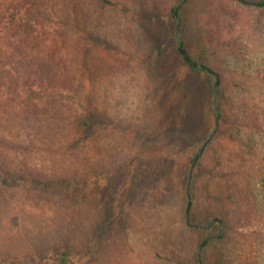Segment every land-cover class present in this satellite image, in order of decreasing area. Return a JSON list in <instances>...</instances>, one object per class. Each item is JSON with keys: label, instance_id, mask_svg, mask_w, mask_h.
Instances as JSON below:
<instances>
[{"label": "trees", "instance_id": "16d2710c", "mask_svg": "<svg viewBox=\"0 0 264 264\" xmlns=\"http://www.w3.org/2000/svg\"><path fill=\"white\" fill-rule=\"evenodd\" d=\"M141 1L175 20L183 10L182 0H0V124L18 122L22 127L60 119L57 97L76 88L80 72L79 55L74 57L76 50L83 52L77 37L83 24L81 3L122 10ZM200 20L201 49L180 39L182 28L175 22L178 50L202 80L198 90L206 94V102L200 105L192 98L194 114L189 109L186 118L180 117L167 136L174 135L169 149L157 159L140 165L126 153L125 162L102 173L70 167L54 173L35 157L14 159L0 153V264H104L99 246L111 243L118 231L137 229L143 221L137 219L138 210L157 200L148 189L165 179L176 187L184 208L191 199L190 221L184 226L195 241L187 247L188 258L171 249L175 260L160 255L157 264H188L193 255L197 264H222L210 254L233 236L232 224L247 226L256 219L252 179L260 182L264 204V0H212ZM221 56L235 62L222 66L217 61ZM215 126L194 162L193 154ZM2 140L0 135V146ZM115 174L121 177L113 179ZM96 183L107 189L96 190L93 197L89 193ZM207 200L212 209L198 217L200 204ZM169 240L175 244L173 237Z\"/></svg>", "mask_w": 264, "mask_h": 264}, {"label": "rangeland", "instance_id": "374dc122", "mask_svg": "<svg viewBox=\"0 0 264 264\" xmlns=\"http://www.w3.org/2000/svg\"><path fill=\"white\" fill-rule=\"evenodd\" d=\"M211 1L182 0L179 6L183 5V10L176 20L170 14H162L154 4L143 1L132 2L122 10H101L97 4L81 3L79 21L83 24L78 28L77 37L83 52L76 50L77 56H73L76 59L79 55L76 66L80 72L76 88L57 97V108L62 112L60 119L50 118L22 127L16 126L18 122L9 127L0 124L3 139L0 153L10 154L14 159L35 157L54 173L68 170L65 167L102 173L125 162L126 153L135 157L140 165L146 159H157L158 154L169 149L174 135L167 136L181 123L180 117L186 118L189 109L193 113L192 98L197 97L200 105L206 102V94L198 90L202 80L195 76L178 50L175 21L180 22L182 40L192 49H199L204 45L200 19L208 12ZM88 10V16L82 20ZM217 61L222 66L235 62L222 56ZM213 88L216 92L217 86ZM214 109L219 113L217 104ZM219 116L220 113L217 124ZM86 121L90 123L88 127ZM207 125L203 124L202 129ZM216 130L217 126L208 136H213ZM120 177L115 174L113 179ZM107 180L112 184L109 178ZM251 181L256 184L250 194L258 208L256 219L247 226L232 224L233 236H228L219 249L210 254L215 262L264 264V204L260 182ZM190 183L191 178L188 186ZM105 189L106 186L96 183V188L93 187L89 194L94 197ZM175 189L166 179L159 187L149 188L157 200L151 206L145 204L144 211L138 210L140 217H136L144 222L141 220L136 230H117L111 243L100 245L104 258L101 262L157 264L160 255L175 260L171 249L188 258V248L195 241L192 231L184 226L186 220L190 221L188 205L191 206V199L184 208V200ZM210 205L209 200L202 202L198 217L209 212ZM191 225L192 228L204 227ZM221 229L222 233L226 232L223 224ZM171 237L175 239V246L169 240ZM198 256H202V246ZM197 262L193 255L188 264Z\"/></svg>", "mask_w": 264, "mask_h": 264}, {"label": "water", "instance_id": "95a60500", "mask_svg": "<svg viewBox=\"0 0 264 264\" xmlns=\"http://www.w3.org/2000/svg\"><path fill=\"white\" fill-rule=\"evenodd\" d=\"M179 37H180V39H181V33H179ZM180 44H181V43H180ZM217 82H218V78L216 77V84H217ZM215 111H216V114H217V117H218L219 113H218V111H217L216 109H215ZM211 136H212V134L209 135V136L207 137V139H206V140L204 141V143L201 145L199 152H197V153L194 155V162L196 161L197 156L201 153V151L203 150V148L205 147L207 141L211 138ZM193 168H194V164H193L192 169H191V174H192V172H193ZM189 208H190V203H189V205H188V210H189Z\"/></svg>", "mask_w": 264, "mask_h": 264}]
</instances>
